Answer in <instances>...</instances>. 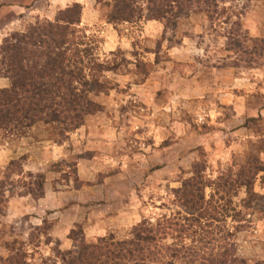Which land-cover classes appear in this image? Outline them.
Instances as JSON below:
<instances>
[{
	"label": "rangeland",
	"instance_id": "1",
	"mask_svg": "<svg viewBox=\"0 0 264 264\" xmlns=\"http://www.w3.org/2000/svg\"><path fill=\"white\" fill-rule=\"evenodd\" d=\"M109 1L0 0V42L79 2V27L93 42L94 54L121 63L104 73L109 90L89 94L101 110L86 115L78 128L59 136L55 124L40 121L25 135L0 138V179L9 161L21 157L25 172L44 177L41 198L20 186L5 192L0 257L15 241L34 251L39 264L52 254L55 241L62 250L72 246L73 229L87 241L108 234L123 239L144 218L153 223L172 218L198 235V224L184 218L191 214L174 200L173 189L194 165L216 179L258 161L263 170L254 178L250 205L244 187L232 190L208 207L214 215L226 206L221 223L201 226L214 233L226 223L243 264L264 262L263 0H224L219 8L225 13L218 8L210 19L205 11H194L167 28L146 11L134 22L109 23ZM237 17L239 34L227 38ZM8 85L0 77V88ZM210 191L206 187V194ZM44 221L51 242L41 236L29 244L30 233ZM173 240L181 244L180 237ZM185 240L191 244L190 237Z\"/></svg>",
	"mask_w": 264,
	"mask_h": 264
},
{
	"label": "trees",
	"instance_id": "2",
	"mask_svg": "<svg viewBox=\"0 0 264 264\" xmlns=\"http://www.w3.org/2000/svg\"><path fill=\"white\" fill-rule=\"evenodd\" d=\"M223 1L110 0L106 19L112 24L134 22L146 11L150 17L163 20L166 28L175 27L177 19L194 11H205L212 19ZM219 9L226 12L224 7ZM81 12V4L74 2L59 10L53 20L36 21L1 40L0 77L7 78L9 85L0 88V138L25 135L40 121L55 124L58 135L64 136L65 132L78 128L86 115L101 110L89 94L109 90L104 73L121 63L99 59L94 54L93 42L79 27ZM230 24L227 38L239 34L238 17ZM22 160L23 157L10 160L4 178L0 179V213L4 211L7 201L4 194L9 188L20 186L34 198L44 196L42 173L25 172ZM260 170H263L261 165L255 161L234 175L229 171L209 179L204 166L194 165L192 174L181 180L173 194L174 200L191 214L184 218L198 224L201 230L198 235H190L184 223L172 218L156 219L154 223L144 218L123 239L108 234L87 241L81 230L73 229L68 236L72 246L62 250L55 241L52 254L41 257L39 264H243L244 260L236 256L234 232L226 223L214 233L201 225L209 220L221 223V213L227 214L226 206H221L222 211L217 207L214 215L208 207L214 198L222 200L232 190L236 192L237 188L244 187L245 201L250 205L256 196L252 185ZM206 187L211 188L209 194L205 192ZM176 231L180 235H175ZM41 236L47 243L51 242L45 221L34 227L28 243H34ZM168 237L172 240L180 237L181 244L175 240L168 243ZM187 237L191 244L187 245ZM6 248L9 253L0 257V264H35L34 251H27L24 244L13 241Z\"/></svg>",
	"mask_w": 264,
	"mask_h": 264
}]
</instances>
